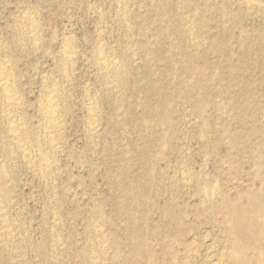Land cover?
<instances>
[{
    "label": "rangeland",
    "instance_id": "obj_1",
    "mask_svg": "<svg viewBox=\"0 0 264 264\" xmlns=\"http://www.w3.org/2000/svg\"><path fill=\"white\" fill-rule=\"evenodd\" d=\"M0 57V264H264V0H0Z\"/></svg>",
    "mask_w": 264,
    "mask_h": 264
},
{
    "label": "bare ground",
    "instance_id": "obj_2",
    "mask_svg": "<svg viewBox=\"0 0 264 264\" xmlns=\"http://www.w3.org/2000/svg\"><path fill=\"white\" fill-rule=\"evenodd\" d=\"M122 7V6H121ZM124 11V10H123ZM124 13V12H123ZM26 16V15H25ZM31 18V17H30ZM29 18V19H30ZM35 19V18H34ZM30 21H31V19H30ZM33 21V20H32ZM32 21H31V23H32ZM127 21V20H126ZM34 22V21H33ZM32 25V24H31ZM36 26V25H35ZM187 26H189V25H187ZM32 28V27H31ZM194 28V27H193ZM30 29V28H29ZM38 29V28H37ZM33 30H34V28H32V31L31 32H33ZM36 30V29H35ZM30 32V31H29ZM33 33H35V32H33ZM31 35H33V34H31ZM40 35H41V33H40ZM34 36V35H33ZM39 38V37H38ZM37 38V39H38ZM28 39V38H27ZM29 39H31V37L29 38ZM36 39V38H35ZM34 39V40H35ZM30 42V41H29ZM35 42H36V40H35ZM38 42V41H37ZM25 45V44H24ZM104 47V46H103ZM70 49V48H69ZM71 51V50H70ZM67 52H69V51H67ZM106 52V51H105ZM65 53V52H64ZM74 53V52H73ZM101 54V53H100ZM107 55V54H106ZM102 56V55H101ZM100 56V57H101ZM65 57V56H64ZM68 57H70V52L68 53ZM1 58V57H0ZM72 59V58H71ZM7 60V59H6ZM1 61V60H0ZM102 61V63H101V67L103 68V69H105V71H106V69L108 70L110 67H112L114 64L112 63V61L110 60V61H108V60H106V59H104L103 58V60H101ZM7 62V61H6ZM3 63V62H2ZM67 63V62H66ZM71 63V62H70ZM4 64V63H3ZM6 64V63H5ZM8 64V63H7ZM113 64V65H112ZM2 66H4V65H1V67H0V91H1V93H2V96H3V101H4V103H5V105H6V108H7V110H8V113H7V116H8V124L7 125H9V131H10V135L13 137V141L14 140H17V145H19V148L21 149V148H23V151L24 150H26L27 151V146L25 147L24 146V144H22L21 142H20V139H21V135L23 134V133H26V132H24V129L25 128H23V123L21 122V121H19V119L17 120L14 116H13V113L16 111V109L18 108V107H21V106H19V98H18V95L16 94V90L14 91V88H13V85H12V81H11V73H9L8 72V70L6 69V67L4 66V67H2ZM115 66V65H114ZM120 66V65H119ZM100 67V68H101ZM116 67H118L117 65H116ZM69 68V67H68ZM101 68V69H102ZM121 68V67H120ZM11 69V68H10ZM113 69V68H112ZM114 69H116V68H114ZM65 70V69H64ZM67 70V69H66ZM104 71V72H105ZM115 71V70H114ZM12 72V71H11ZM69 73H71V72H69ZM112 73V72H111ZM13 75V74H12ZM67 75V74H66ZM69 76H70V74H69ZM116 76V75H115ZM119 76V75H118ZM67 77V76H66ZM114 78V77H113ZM15 79V78H14ZM14 82V81H13ZM58 88V87H57ZM54 89V88H53ZM57 90V89H56ZM53 92V91H52ZM50 93V95H49V98L47 99V101L48 102H46L47 103V105H46V107L44 108V110H43V113H44V116H46V122H47V128H49V130H52L51 128H56L58 125H59V123H58V119L56 118V117H58V116H56L57 114V111L59 110H57L56 109V105H57V103L58 102H56V100H55V96H54V93ZM20 94V93H19ZM47 94V93H46ZM62 94V93H61ZM56 95V94H55ZM61 96V95H60ZM57 97V96H56ZM21 98V97H20ZM22 101V100H21ZM3 104V103H2ZM4 105V104H3ZM2 105V106H3ZM61 105V104H60ZM58 106V105H57ZM44 107V106H43ZM89 107V106H88ZM62 108V107H61ZM43 109V108H42ZM92 109V108H91ZM96 109V108H95ZM19 110V109H18ZM57 110V111H56ZM5 112H7V111H5ZM59 112V111H58ZM60 114H61V112H60ZM6 115V114H5ZM17 115V114H16ZM20 115V114H19ZM43 117V116H42ZM21 118V117H20ZM92 120V119H91ZM96 120V119H95ZM44 121H45V118H44ZM43 121V122H44ZM26 123V122H25ZM24 123V124H25ZM43 124V123H42ZM41 124V125H42ZM45 126H46V123H45ZM44 127V126H43ZM42 127V128H43ZM27 128V127H26ZM54 130V129H53ZM59 130V129H58ZM62 130V129H61ZM47 132V131H46ZM45 132V133H46ZM61 132V131H60ZM59 132V133H60ZM28 133V132H27ZM56 133V132H55ZM46 135V134H45ZM51 135V134H50ZM36 136V135H35ZM34 136V137H35ZM55 136V135H54ZM53 136V137H54ZM24 137H22V139H23ZM26 138V137H25ZM47 138V137H46ZM60 138V137H59ZM33 139V138H32ZM54 139H52V141H53ZM22 141V140H21ZM29 141V140H28ZM30 141H32V140H30ZM47 141V140H46ZM50 142H51V139L49 140ZM60 141V140H59ZM25 142V141H24ZM11 143V142H10ZM27 143V142H26ZM46 143V142H45ZM56 144H57V142H56ZM26 145V144H25ZM33 145V144H32ZM60 145V144H59ZM42 146V145H41ZM18 147V146H17ZM28 147H30V146H28ZM37 147V146H36ZM47 147V146H46ZM56 147V145L54 144V142L53 143H51V147L50 148H52V149H54ZM57 147H58V145H57ZM61 147V146H60ZM14 148V147H13ZM12 148V149H13ZM39 148H40V145H39ZM50 148L48 149V150H50ZM59 148V147H58ZM29 149V148H28ZM30 149H31V147H30ZM43 149H45L44 147H43ZM56 149V148H55ZM32 150V149H31ZM59 150V149H58ZM61 150V149H60ZM42 151V150H41ZM40 151V152H41ZM51 151V150H50ZM53 151V150H52ZM57 151V150H56ZM40 152H37V153H40ZM46 152V151H45ZM22 154H23V152H22ZM50 154V153H49ZM27 155V154H26ZM35 155V154H34ZM42 155V154H41ZM44 155V154H43ZM42 155V157H41V166H42V168H43V171L44 172H46L47 170H49L50 168H51V160H49V158L47 157V156H49V155H46V157L45 156H43ZM52 155V154H51ZM50 157V156H49ZM34 158V157H33ZM54 158V157H53ZM37 159V158H36ZM35 160V159H34ZM53 160V159H52ZM34 162V161H33ZM36 163V162H35ZM39 163V162H38ZM40 164V163H39ZM29 165V164H28ZM32 165V164H31ZM35 166V165H34ZM40 166V167H41ZM38 168V167H37ZM42 168H41V170L40 171H42ZM6 170V169H5ZM51 170V169H50ZM49 170V171H50ZM7 171V170H6ZM38 171V170H37ZM44 172H42L43 173V175H45L46 173H44ZM4 173H5V171H4ZM3 173V174H4ZM49 173V172H48ZM7 174V173H6ZM40 174V173H39ZM1 175V174H0ZM1 178V177H0ZM6 199V198H5ZM1 200V199H0ZM7 201V200H6ZM4 202V201H3ZM1 204V203H0ZM9 205V204H8ZM7 208V207H6ZM5 208V209H6ZM3 207H0V215H1V212L3 213ZM8 210V209H7ZM5 214V213H4ZM6 215H8V214H6ZM3 217V216H2ZM2 217H1V219H2ZM6 217V216H5ZM10 223V222H9ZM14 224V223H13ZM5 225H6V223H5ZM11 225V224H10ZM10 225H8V227L10 226ZM12 226V225H11ZM4 228V227H3ZM13 228V227H12ZM8 229V228H7ZM98 229V228H97ZM1 230H3V229H1ZM7 231V230H6ZM9 231V230H8ZM1 232V231H0ZM96 234V233H95ZM2 236V235H1ZM7 237V236H6ZM5 237V238H6ZM1 238V237H0ZM9 238V237H8ZM7 238V239H8ZM2 239V238H1ZM10 239V238H9ZM13 239V238H12ZM2 241V240H1ZM4 241V240H3ZM9 241V240H8ZM98 244V243H97ZM101 246V245H100ZM257 245H255V247H256ZM98 247V246H97ZM93 248V247H92ZM99 250V249H98ZM97 251V250H96ZM101 251H102V248H101ZM104 251V250H103ZM105 252V251H104ZM100 255V254H99ZM94 256V255H93ZM97 259V258H96ZM95 259V260H96ZM98 260V259H97ZM99 261V260H98ZM97 261V262H98ZM100 262V261H99ZM102 262V261H101ZM105 263V262H104ZM107 263V262H106ZM100 264V263H99Z\"/></svg>",
    "mask_w": 264,
    "mask_h": 264
}]
</instances>
